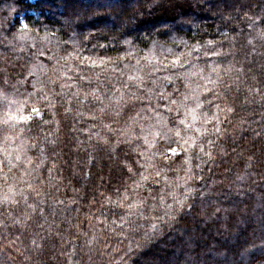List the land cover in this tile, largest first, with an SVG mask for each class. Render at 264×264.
I'll list each match as a JSON object with an SVG mask.
<instances>
[{"label":"trees","instance_id":"trees-1","mask_svg":"<svg viewBox=\"0 0 264 264\" xmlns=\"http://www.w3.org/2000/svg\"><path fill=\"white\" fill-rule=\"evenodd\" d=\"M92 3L0 0V264H264V0Z\"/></svg>","mask_w":264,"mask_h":264},{"label":"snow or ice","instance_id":"snow-or-ice-1","mask_svg":"<svg viewBox=\"0 0 264 264\" xmlns=\"http://www.w3.org/2000/svg\"><path fill=\"white\" fill-rule=\"evenodd\" d=\"M113 7H118V5L116 4H113V3H107L103 6H97L95 4V0H93V3L87 7H82L84 10H91L92 13L94 15H98L100 17H107L106 15H104L102 13V8H107V9H112ZM25 27H27V25H24ZM183 64H184V61L181 59L180 56H177L172 62H171V66L172 67H176V66H179V67H183ZM165 67H168V65H165ZM165 79H171L170 77H165ZM125 87H127L128 85H124ZM170 95V94H169ZM133 97H135V94H133ZM137 99H142V97H135ZM164 99H167L168 97L167 96H164L162 97ZM188 97L185 96V99H187ZM46 99V97H45ZM172 104H177V101L176 100H172L171 101ZM201 103L199 102V99H198V102L196 103V108H201ZM168 111H171L172 109L169 107L167 109ZM19 111V110H18ZM31 112L32 113H35L37 115H39V110L36 108V107H32L31 108ZM186 116H191L192 120L195 121L197 119L196 115L194 114V109H191V108H186ZM30 119V116H26V115H19L18 117L15 116V115H11L8 117V120H14V121H17V123L19 122H26L27 120ZM8 120H5L4 123L7 124L8 123ZM205 122H207V118L205 119ZM179 123L184 125V127L187 129L189 127L188 124L185 123V119H180L179 120ZM107 127V126H106ZM176 135L179 136L180 133L179 131L176 132ZM168 151L170 153H172L173 155H176L177 154V150L175 148H169ZM131 171V169H130ZM144 179H147V177H143Z\"/></svg>","mask_w":264,"mask_h":264},{"label":"rangeland","instance_id":"rangeland-1","mask_svg":"<svg viewBox=\"0 0 264 264\" xmlns=\"http://www.w3.org/2000/svg\"><path fill=\"white\" fill-rule=\"evenodd\" d=\"M114 24H117V22H114ZM119 25V24H118Z\"/></svg>","mask_w":264,"mask_h":264}]
</instances>
